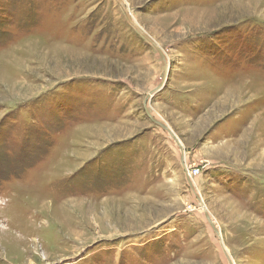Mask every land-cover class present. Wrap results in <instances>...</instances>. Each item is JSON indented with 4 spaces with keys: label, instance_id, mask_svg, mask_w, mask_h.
I'll return each instance as SVG.
<instances>
[{
    "label": "rangeland",
    "instance_id": "obj_1",
    "mask_svg": "<svg viewBox=\"0 0 264 264\" xmlns=\"http://www.w3.org/2000/svg\"><path fill=\"white\" fill-rule=\"evenodd\" d=\"M122 2L163 60L117 0H0V264H228L204 210L264 264V0Z\"/></svg>",
    "mask_w": 264,
    "mask_h": 264
},
{
    "label": "water",
    "instance_id": "obj_2",
    "mask_svg": "<svg viewBox=\"0 0 264 264\" xmlns=\"http://www.w3.org/2000/svg\"><path fill=\"white\" fill-rule=\"evenodd\" d=\"M119 6L123 9L124 13H125V16L127 18V21L128 23L139 33L141 34V36L147 40L152 46H154V48L156 49V51L158 52L160 58L163 60V55L160 51V49L158 48V46L153 42L151 41L141 30L140 28H138L134 22L131 20L130 18V15L127 11V9L124 7V3L122 2V0H117ZM156 92V91H154ZM145 114L147 115V117L149 118V120L155 125L157 126L159 129H161L163 132H165L166 134H168V136L173 140V142H175V144L178 142V139L176 138V136L172 133V131L167 127L165 126L164 124L160 123L159 121L155 120L154 118L151 117V115L145 111ZM178 147V146H177ZM179 151H180V159H181V162L183 163V147L180 145L178 147ZM183 166V164H182ZM183 169H184V172H185V177H186V180H187V184L188 186L191 188V183H190V180L188 179V175H187V170H186V167L183 166ZM199 204L202 206V203L199 201ZM204 218L206 220V222L208 223V225L210 226V228L214 231V233L216 234V236H218V238L220 239V244H222L221 242V237H220V233L217 232V230L215 229V227L213 226V224L211 223L210 221V218H209V215L208 213L204 210ZM224 247V246H223ZM224 255L226 256V259L228 261V264H232L231 260L228 258V256L226 255V249H222Z\"/></svg>",
    "mask_w": 264,
    "mask_h": 264
},
{
    "label": "built area",
    "instance_id": "obj_3",
    "mask_svg": "<svg viewBox=\"0 0 264 264\" xmlns=\"http://www.w3.org/2000/svg\"><path fill=\"white\" fill-rule=\"evenodd\" d=\"M199 174V170L198 169H192L189 172H187V175L189 178L195 177Z\"/></svg>",
    "mask_w": 264,
    "mask_h": 264
},
{
    "label": "bare ground",
    "instance_id": "obj_4",
    "mask_svg": "<svg viewBox=\"0 0 264 264\" xmlns=\"http://www.w3.org/2000/svg\"><path fill=\"white\" fill-rule=\"evenodd\" d=\"M181 144H180V142L178 141L177 142V146L179 147ZM182 146V145H181ZM184 166V165H183ZM189 179V178H188ZM211 221V220H210ZM212 223V222H211ZM216 229V228H215ZM213 231V230H212ZM214 232V231H213ZM218 232V231H217ZM219 233V232H218ZM215 234V233H214ZM216 235V234H215ZM218 237V236H217ZM218 240L220 241V239L218 238ZM219 245H220V248H221V250L222 249H225L224 247H223V244H220V242H219ZM223 251V250H222ZM224 254V253H223ZM226 255L228 256V254H227V252H226ZM225 256V255H224ZM225 258H226V256H225ZM228 258H229V256H228ZM230 259V258H229Z\"/></svg>",
    "mask_w": 264,
    "mask_h": 264
}]
</instances>
